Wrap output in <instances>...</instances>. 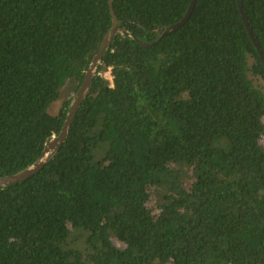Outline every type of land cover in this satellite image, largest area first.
Wrapping results in <instances>:
<instances>
[{
    "label": "trees",
    "instance_id": "1",
    "mask_svg": "<svg viewBox=\"0 0 264 264\" xmlns=\"http://www.w3.org/2000/svg\"><path fill=\"white\" fill-rule=\"evenodd\" d=\"M242 1L264 51V0ZM191 2L113 0L132 35L49 162L0 187V264H264V64L238 0L158 31ZM112 23L110 0H0V176L60 133Z\"/></svg>",
    "mask_w": 264,
    "mask_h": 264
},
{
    "label": "water",
    "instance_id": "2",
    "mask_svg": "<svg viewBox=\"0 0 264 264\" xmlns=\"http://www.w3.org/2000/svg\"><path fill=\"white\" fill-rule=\"evenodd\" d=\"M196 1L197 0H192L187 13L184 15V17L180 21L174 24H170L168 26L160 27L158 28V31L161 34H169L181 28L190 18V15L194 9ZM110 4H111V13H112V21H113L112 27L104 36L98 52L93 57L91 64L88 70L86 71L82 84L80 85V87L78 88L77 92L74 94L71 100L70 107L67 112V117H66V120L64 122V125L60 133L58 135L52 136L51 138L47 140L42 157L39 158L37 161H35L33 164H31L30 166H27L26 168L16 173L5 175V176H0V187L10 186V185L19 183L21 181H24L30 178L31 176L39 172L49 162L52 155L63 145L66 138L68 137L72 124L77 116L79 109L81 108L82 103L84 102L86 97L91 92L92 82L96 75L99 63L101 62L103 55L105 54V52L111 45L114 37L119 32L127 34V35H132L129 31L123 30L120 28V24L118 22L116 13L114 11L113 0H110ZM238 4L240 7L242 19L247 27V30L249 32V35L253 43L255 44V46L257 47L259 51L260 57L264 64V51L261 48L260 43L258 42L256 36L254 35L253 29L250 25L248 16L244 9L243 1L238 0ZM140 42L144 45L151 44V43H146L145 41H142V40H140ZM155 42H153L152 44H154Z\"/></svg>",
    "mask_w": 264,
    "mask_h": 264
},
{
    "label": "rangeland",
    "instance_id": "3",
    "mask_svg": "<svg viewBox=\"0 0 264 264\" xmlns=\"http://www.w3.org/2000/svg\"><path fill=\"white\" fill-rule=\"evenodd\" d=\"M105 75H106L107 77H110V78H111V74H110V72H109V71L105 72ZM60 104H61V102H60V101H59V102H57V103H55V104H54V106H53V109H54V110H58V108H59Z\"/></svg>",
    "mask_w": 264,
    "mask_h": 264
}]
</instances>
